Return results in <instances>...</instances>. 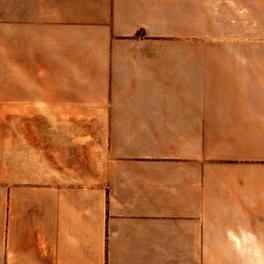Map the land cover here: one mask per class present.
I'll return each mask as SVG.
<instances>
[{
  "label": "crops",
  "instance_id": "crops-1",
  "mask_svg": "<svg viewBox=\"0 0 264 264\" xmlns=\"http://www.w3.org/2000/svg\"><path fill=\"white\" fill-rule=\"evenodd\" d=\"M0 264H264V0H5Z\"/></svg>",
  "mask_w": 264,
  "mask_h": 264
},
{
  "label": "rangeland",
  "instance_id": "rangeland-1",
  "mask_svg": "<svg viewBox=\"0 0 264 264\" xmlns=\"http://www.w3.org/2000/svg\"><path fill=\"white\" fill-rule=\"evenodd\" d=\"M5 20V0H0V46L3 47V25Z\"/></svg>",
  "mask_w": 264,
  "mask_h": 264
}]
</instances>
